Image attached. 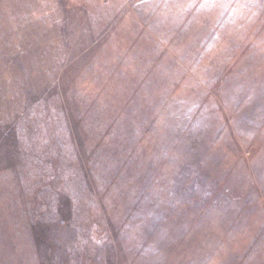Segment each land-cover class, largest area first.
Wrapping results in <instances>:
<instances>
[{
  "label": "rangeland",
  "instance_id": "rangeland-1",
  "mask_svg": "<svg viewBox=\"0 0 264 264\" xmlns=\"http://www.w3.org/2000/svg\"><path fill=\"white\" fill-rule=\"evenodd\" d=\"M0 264H264V0H0Z\"/></svg>",
  "mask_w": 264,
  "mask_h": 264
}]
</instances>
